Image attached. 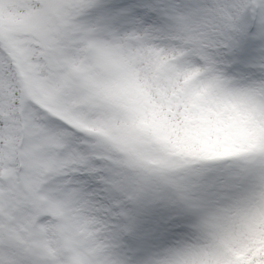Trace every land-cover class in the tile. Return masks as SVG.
<instances>
[{
  "label": "snow or ice",
  "instance_id": "snow-or-ice-1",
  "mask_svg": "<svg viewBox=\"0 0 264 264\" xmlns=\"http://www.w3.org/2000/svg\"><path fill=\"white\" fill-rule=\"evenodd\" d=\"M0 264H264V0H0Z\"/></svg>",
  "mask_w": 264,
  "mask_h": 264
}]
</instances>
